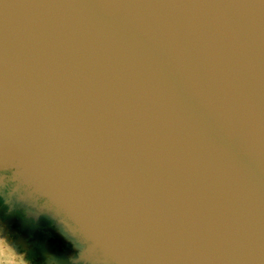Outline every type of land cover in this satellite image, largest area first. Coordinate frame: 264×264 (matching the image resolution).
Instances as JSON below:
<instances>
[{
    "label": "water",
    "instance_id": "95a60500",
    "mask_svg": "<svg viewBox=\"0 0 264 264\" xmlns=\"http://www.w3.org/2000/svg\"><path fill=\"white\" fill-rule=\"evenodd\" d=\"M9 171L53 264H264V0H0Z\"/></svg>",
    "mask_w": 264,
    "mask_h": 264
},
{
    "label": "clouds",
    "instance_id": "9594fccd",
    "mask_svg": "<svg viewBox=\"0 0 264 264\" xmlns=\"http://www.w3.org/2000/svg\"><path fill=\"white\" fill-rule=\"evenodd\" d=\"M10 172V171H9ZM10 175L0 176L3 177L4 185H11V191L17 195V200L23 201L31 208L35 209L37 213H48V209L44 207L45 201L42 198L29 199L25 195V191L22 187L16 185L11 179ZM0 264H36L32 259L28 257L26 251H21L16 242L12 239V236L5 232V228L0 226Z\"/></svg>",
    "mask_w": 264,
    "mask_h": 264
},
{
    "label": "rangeland",
    "instance_id": "374dc122",
    "mask_svg": "<svg viewBox=\"0 0 264 264\" xmlns=\"http://www.w3.org/2000/svg\"><path fill=\"white\" fill-rule=\"evenodd\" d=\"M0 226H3L5 228V232L12 236V239L16 242L17 247L21 251H26L28 253V257L32 259L34 262H36V264H53L51 260L48 257H46L44 254L28 246L24 242V240L20 237V235L11 231L10 229L2 225V223H0Z\"/></svg>",
    "mask_w": 264,
    "mask_h": 264
},
{
    "label": "flooded vegetation",
    "instance_id": "af4514ba",
    "mask_svg": "<svg viewBox=\"0 0 264 264\" xmlns=\"http://www.w3.org/2000/svg\"><path fill=\"white\" fill-rule=\"evenodd\" d=\"M6 189H9V188H6Z\"/></svg>",
    "mask_w": 264,
    "mask_h": 264
}]
</instances>
